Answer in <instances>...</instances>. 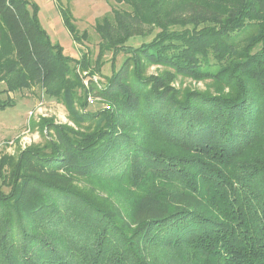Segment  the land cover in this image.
Masks as SVG:
<instances>
[{
  "label": "trees",
  "instance_id": "1",
  "mask_svg": "<svg viewBox=\"0 0 264 264\" xmlns=\"http://www.w3.org/2000/svg\"><path fill=\"white\" fill-rule=\"evenodd\" d=\"M116 2L93 63L0 0V110L41 86L72 124L0 154V264H264V0ZM89 93L107 108L85 111Z\"/></svg>",
  "mask_w": 264,
  "mask_h": 264
},
{
  "label": "rangeland",
  "instance_id": "2",
  "mask_svg": "<svg viewBox=\"0 0 264 264\" xmlns=\"http://www.w3.org/2000/svg\"><path fill=\"white\" fill-rule=\"evenodd\" d=\"M36 7V16L41 28L47 34L52 44H58L63 53L71 58H78L80 53L87 52L88 58L94 63L98 54L99 37L94 30L96 22L106 14H110L112 8L118 7L116 0H26ZM67 8L74 16V21L79 32L87 33V39L80 43L73 42L70 34L64 26L59 10ZM141 41L133 40L137 45ZM111 54L107 53L101 60L103 64L98 73L92 75L89 72L77 71L81 82L88 88L89 81L95 85L103 86L105 78L111 74ZM124 56L120 54L115 61V69L123 62ZM156 67L150 68L148 73H155ZM88 74V75H87ZM176 87L199 89L205 88V82L179 78L175 82ZM15 100L13 107L0 110V154L15 157L21 150L39 144L47 136L45 128H40L41 121L49 120L54 124H71L62 104L50 98L40 87H32L20 93L11 95ZM87 108L85 111L93 112L106 109L105 101L89 93L86 97ZM72 125V124H71Z\"/></svg>",
  "mask_w": 264,
  "mask_h": 264
},
{
  "label": "built area",
  "instance_id": "3",
  "mask_svg": "<svg viewBox=\"0 0 264 264\" xmlns=\"http://www.w3.org/2000/svg\"><path fill=\"white\" fill-rule=\"evenodd\" d=\"M48 1H52V0H48Z\"/></svg>",
  "mask_w": 264,
  "mask_h": 264
}]
</instances>
